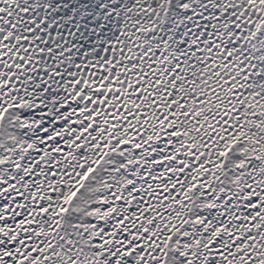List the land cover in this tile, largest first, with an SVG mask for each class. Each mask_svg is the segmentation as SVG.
Masks as SVG:
<instances>
[{"label":"snow or ice","instance_id":"snow-or-ice-1","mask_svg":"<svg viewBox=\"0 0 264 264\" xmlns=\"http://www.w3.org/2000/svg\"><path fill=\"white\" fill-rule=\"evenodd\" d=\"M0 264H264V0H0Z\"/></svg>","mask_w":264,"mask_h":264}]
</instances>
